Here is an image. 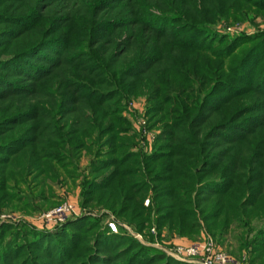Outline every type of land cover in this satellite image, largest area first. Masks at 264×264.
Segmentation results:
<instances>
[{
	"label": "trees",
	"instance_id": "16d2710c",
	"mask_svg": "<svg viewBox=\"0 0 264 264\" xmlns=\"http://www.w3.org/2000/svg\"><path fill=\"white\" fill-rule=\"evenodd\" d=\"M45 2L0 0V206L24 200L13 187L27 176L54 179L97 146L85 206L188 236L223 213L222 227L234 212L247 233L261 220L246 246L264 264V33L213 29L219 17H264V0ZM144 89L161 132L150 154L131 153L120 101ZM0 264L189 263L81 217L53 234L0 225Z\"/></svg>",
	"mask_w": 264,
	"mask_h": 264
},
{
	"label": "rangeland",
	"instance_id": "374dc122",
	"mask_svg": "<svg viewBox=\"0 0 264 264\" xmlns=\"http://www.w3.org/2000/svg\"><path fill=\"white\" fill-rule=\"evenodd\" d=\"M54 3V2H53ZM48 4L45 2V5ZM72 2L64 1L63 3L56 2L54 5L58 9L67 8ZM64 14L63 12H59ZM250 12L243 20H235L226 17H219L213 24V29L219 35H225L228 37H234L238 34L253 35L255 33H264V17L260 14H254ZM3 27V24L2 26ZM6 27H11L6 24ZM231 28V30L228 29ZM57 30L56 34L61 33ZM55 78V77H54ZM53 81L42 82L44 86L52 84ZM58 79L53 83V88L56 87ZM65 86H63L64 88ZM58 88V86H57ZM66 88V87H65ZM146 90V89H144ZM40 92L36 98L45 97L51 99L52 96ZM44 98V99H45ZM148 92H137L131 93L127 97H123L120 101V115L127 122V128L123 129L120 134L130 139L131 146L129 150L131 153L139 152L140 149L147 150V154H150L157 136L161 132L162 121L158 119L159 116L151 114L149 112L151 102L148 101ZM47 103H45V106ZM85 113H86V109ZM95 133L92 135L94 138ZM87 144L89 140L86 142ZM89 148H82L79 151V155L76 159L75 166L64 164V168H59L58 177L51 179V177L42 178L41 174L31 175L26 177V183L20 184L17 189L13 187V191L20 193L24 198L18 204V202L12 203V207L0 206V225H11L17 227L20 231L24 226L32 228L37 231L45 233H55L56 229L63 225L68 219H78L81 217H88L100 221V224L107 225L109 221H113L117 226V231L114 233L129 234L136 238L139 242L144 245L154 247L164 253L165 248L172 247L175 243L196 241L202 238V236L212 237L217 245L226 252L229 256L235 258L239 264H259L252 260V250L250 244L246 246L247 242L250 241L252 235L257 228L261 225V220H251V226L254 227L250 233L244 228L243 223L236 219L234 212L228 213L229 220L228 225L223 226L225 213L217 218V225L214 230H209L204 222H201V228L194 235H180L173 231H170L167 225L160 227L159 229L150 220H143L141 230H138L136 222H129L122 216H118L115 212L102 205L91 203L90 205H84L82 203V192L81 183L84 177L91 174L88 173L91 162L96 158L95 151L97 146L88 145ZM104 152L101 153V155ZM105 155V154H103ZM107 158V157H106ZM55 164V161H53ZM55 167V166H54ZM51 175L55 174V169L51 168ZM44 182V183H43ZM12 190L8 191L9 195ZM25 195V196H24ZM21 196V197H22ZM21 199V198H19ZM151 199V193H147L144 198V205L148 204ZM67 202L73 207L74 212L68 216L64 222L55 224L54 219L48 220L46 214L55 209L58 205ZM11 205V204H10ZM76 214V215H73ZM154 214L151 217L154 218ZM140 217L137 221H140ZM57 225H59L57 227ZM109 227V226H108ZM139 235L138 238L136 235ZM7 239V236L5 237ZM172 258V257H171ZM189 264H195L191 262H185Z\"/></svg>",
	"mask_w": 264,
	"mask_h": 264
},
{
	"label": "built area",
	"instance_id": "2783aa9c",
	"mask_svg": "<svg viewBox=\"0 0 264 264\" xmlns=\"http://www.w3.org/2000/svg\"><path fill=\"white\" fill-rule=\"evenodd\" d=\"M231 30L230 27H228ZM74 212L70 203L64 202L48 214V220L55 221V224H60ZM76 215V214H73ZM108 226L111 231H117V226L113 221H109ZM138 238L140 236L136 235ZM164 253L175 260L181 262H191L195 264H239L235 258L224 252L216 241L210 236H202L196 241L175 243L170 248H165Z\"/></svg>",
	"mask_w": 264,
	"mask_h": 264
}]
</instances>
